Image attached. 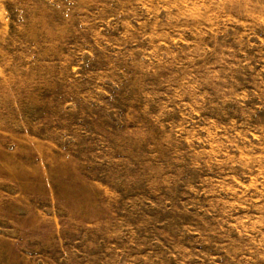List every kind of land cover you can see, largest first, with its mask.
<instances>
[{
  "label": "rangeland",
  "instance_id": "374dc122",
  "mask_svg": "<svg viewBox=\"0 0 264 264\" xmlns=\"http://www.w3.org/2000/svg\"><path fill=\"white\" fill-rule=\"evenodd\" d=\"M0 264H264V0H0Z\"/></svg>",
  "mask_w": 264,
  "mask_h": 264
}]
</instances>
